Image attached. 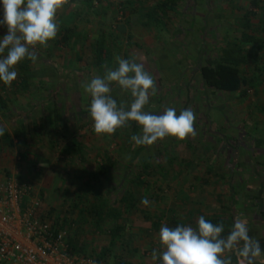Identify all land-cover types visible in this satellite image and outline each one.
Returning <instances> with one entry per match:
<instances>
[{
  "label": "rangeland",
  "instance_id": "374dc122",
  "mask_svg": "<svg viewBox=\"0 0 264 264\" xmlns=\"http://www.w3.org/2000/svg\"><path fill=\"white\" fill-rule=\"evenodd\" d=\"M125 1L102 0L95 7L88 8L85 0H68L58 10V26L76 24L78 30L75 36L79 34V40L68 46L54 44V39L48 42L46 48L37 45V60L30 63L32 69L40 70V77L52 74L56 69L58 76L50 75L43 80L33 77L29 92H19L18 88L14 94L11 86L8 88L7 95L13 94L10 96L13 116L6 118L0 112V125L12 132L19 122H25L28 117L34 125L44 117L48 127L38 146L31 150L37 156V166L29 168L27 163H23L18 154L20 147L17 146L0 161V185L8 178H15L30 186L32 200L38 203L37 216L67 226L74 241L73 254L77 257L94 258L110 242L109 231L123 224V243L119 242L113 248L108 262L114 264L115 258L125 261L133 256L137 262L140 260L137 264H142V253L151 256L154 249L162 250L158 239L162 224L174 228L180 225L177 223L185 221L187 225L196 227L201 215H195L189 201L193 198L192 193L196 194L205 185L196 177L205 169L217 167L220 161L226 164L237 157L244 137L239 130V117L244 111L256 109V103L264 94V73L259 86L249 88L246 96L240 92L223 93L207 88L200 76L201 66L218 59L229 42H237L241 38L242 17L246 10L251 9L250 0H174L176 8L168 11L167 17L157 11L156 17L164 20L156 24H147L155 14L143 16V10L131 13V7ZM147 1L143 4L145 8L154 7L158 2ZM154 10L152 8L150 12ZM77 11L80 14L75 16ZM261 16L262 12H259L254 19L257 26H261ZM2 17L0 3V19ZM121 27H125L124 33ZM6 31V27L0 26V38ZM102 36H107L111 52L107 68H117L115 57L120 56L142 62L153 77L157 93L150 95L144 110L162 114L166 108L172 107L179 114L191 107L196 115L195 137L185 140L165 137L150 146H138L131 137L141 135V126L137 124L138 129H134L133 121L110 136L94 132L88 111L91 96L84 91L83 85L90 82L93 76L105 74V68L102 71L94 65V45ZM19 65L15 66V81L18 84ZM242 72L250 83H254L252 79L258 74L252 60L242 67ZM111 88V95L114 92L112 97L130 105V92L122 91L115 83ZM50 105L53 113L57 110L64 116L57 131L49 126L47 109ZM211 110L214 120L217 116L216 124L223 113L227 121L224 119L223 123L212 127L207 118ZM49 115L51 118L54 114ZM51 136L55 145L51 143ZM73 139L83 146L82 160L62 153ZM108 158L115 168L107 177L100 179L106 196L111 199L110 203L121 208L120 198L130 191L137 199L138 209L118 221L111 220L101 231H96L90 214L92 197L82 200L78 194L84 189L91 172L106 163ZM236 179L237 176L231 179L232 186L237 185ZM218 185L214 183L210 191L216 195L220 190L223 196H227L229 189L226 185L224 188ZM144 197L150 202L147 206L141 204ZM215 214L214 209L209 211V216ZM156 263L161 264L159 259ZM0 264L5 263L0 261Z\"/></svg>",
  "mask_w": 264,
  "mask_h": 264
},
{
  "label": "clouds",
  "instance_id": "9594fccd",
  "mask_svg": "<svg viewBox=\"0 0 264 264\" xmlns=\"http://www.w3.org/2000/svg\"><path fill=\"white\" fill-rule=\"evenodd\" d=\"M68 0H0L3 17L0 26L6 27V34L0 38V81L11 86L17 78L15 66L27 58L37 60V45L47 47L58 32L56 15ZM6 52V55H4ZM118 67L105 66L103 76H93L83 85L91 96L89 114L93 130L98 135H112L117 129L135 121L141 126V135H133L136 145H152L165 137L185 140L195 137L196 115L191 107L177 114L175 108H166L162 114L144 110L150 95L155 96L157 88L153 77L145 70L142 62L115 57ZM115 83L122 91L130 92V105H119L111 95ZM5 132L0 125V136ZM144 197L141 204L147 206ZM224 225L213 224L200 216L196 227L180 224L170 228L162 224L158 239L162 250L154 249L153 261L161 264H232V255L239 264H257V258L264 253L259 240L249 235L247 221L236 218L227 236H222ZM94 264V262H92Z\"/></svg>",
  "mask_w": 264,
  "mask_h": 264
},
{
  "label": "trees",
  "instance_id": "16d2710c",
  "mask_svg": "<svg viewBox=\"0 0 264 264\" xmlns=\"http://www.w3.org/2000/svg\"><path fill=\"white\" fill-rule=\"evenodd\" d=\"M171 1H173L172 3L174 4L169 3ZM175 1L165 0L156 5L153 13H148L149 16H153L155 14V17L151 20L149 19L147 24H149V22H153L154 24L162 22L164 19L161 20L156 17L157 11L164 13L165 17H167L168 11L176 8ZM85 2L88 8L95 7L96 0H85ZM250 3L251 9L246 10L242 17L243 32L241 38L237 42H229V45L224 49L218 59L207 62L200 67V76L207 88L223 93L241 92L245 96L249 88H256L261 83L260 77L264 73V0H250ZM259 12H262V16L260 18L261 26H257L254 23V19L259 15ZM75 16H78V11ZM77 28L76 24L58 26V33L56 39H54L56 40L54 44L65 46L73 43L75 44L79 40L80 36L79 34L77 37L75 36L78 30ZM107 39V36H102L94 45V65L99 70L102 69V71H104V68L111 57V52L107 46ZM77 58L79 60L81 59L79 53ZM250 60L254 62L255 70L258 74L252 79V82L254 83H250L251 81L242 72V67L247 65ZM30 63L31 60H28L27 58L20 62V84L16 83L14 80L11 85V90L13 89L12 91L14 94L17 93L18 88L19 92H29L30 81L33 77H37L39 79L41 78L40 80H43L45 77H50V75L57 77L59 74L58 71L54 69V73H47V75H41L43 77H40V70L32 69ZM244 87L246 88L244 89ZM8 88L9 86L4 85V83L0 81V112L6 118L13 116V109L11 105V97L13 94L7 95ZM113 95L114 92L112 96ZM114 99L117 101L118 105L121 103L117 98ZM50 107L48 109L45 108L44 112L47 109L49 114H54L51 119L49 118L50 115L45 112V114L48 115L49 126L57 131L59 127L62 126L61 121L64 119V116L57 110H54L53 113V109ZM6 112H8V114H6ZM29 119L30 117H28L25 122L22 121L23 123L19 122V124L13 128L12 132L5 129L4 135L0 136V161H2L5 156L10 154L17 148V146H19L20 150L18 151V154L21 161L23 163H27L29 168H35L37 166V156L32 154L31 150L38 146L41 141V136L47 130L48 125L44 117H42L41 122H36V125H34L33 122L30 123ZM132 126L134 129H138V125L135 121H133ZM50 140L52 145H55L53 136L50 137ZM62 153L71 156L72 159L76 160H82L84 157L83 146L77 139H73V141L62 150ZM113 168H115V164L112 163L111 159H106V163L100 165L99 168L91 172V175H89L85 181L84 189H81L78 194L82 200H88V197H92L93 202H91L90 214L94 218L93 228L96 231H101L103 226L111 220L118 221L122 219L124 215H128L138 209L137 199L130 191H126V193L120 198L119 204L122 205L121 208L110 203L111 199L106 196V192L100 178L103 176L107 177L108 173L111 172ZM205 219L213 224L222 223L224 226L226 222L225 218L222 216L206 217ZM177 224L187 225V222ZM55 225H57L60 229H68L64 223L56 222ZM124 229L125 226L123 224H119L109 231V233H111L110 242L102 248L101 252L95 254L94 259L96 261L101 264H110L108 262V256L112 253L113 248L118 246L119 242H121V244L123 243ZM223 235L225 234L222 233V236ZM70 246L73 251L74 241L71 237ZM233 263L236 262L233 260ZM114 264L131 263L120 258H115Z\"/></svg>",
  "mask_w": 264,
  "mask_h": 264
},
{
  "label": "crops",
  "instance_id": "0c3cea01",
  "mask_svg": "<svg viewBox=\"0 0 264 264\" xmlns=\"http://www.w3.org/2000/svg\"><path fill=\"white\" fill-rule=\"evenodd\" d=\"M98 1L101 2L102 0H96V3ZM157 1L154 7L146 8L143 4H147V0H126L125 2L131 7V13L135 11L140 13L143 10L145 12L142 15L145 16L152 8H155L156 5L165 0ZM79 14L80 12H78ZM121 28L124 29V33L125 27ZM242 96L244 95L242 94ZM255 106V110L252 112L244 111L239 117V130L244 134V137L242 143H240L243 145L242 148L238 149L237 157L235 159L232 158L231 163L226 162L224 164L223 161H220V163L216 164L217 167L208 168L201 172L196 179L203 181V185H205L200 188L201 190L198 188L199 190L196 191V194L192 193L193 198L189 201V205L194 209L195 215H203L205 218L213 216L224 217L226 222L223 232L225 235L223 236L228 235L236 218L246 220L249 235L259 240L262 248H264V94L260 96L258 104L256 103ZM211 111V115L209 114L207 118H209L208 120L212 127H217L219 122L223 123L224 119L227 121V116L223 113L224 115L221 114L220 121L216 124L217 116L214 120L212 116L213 110ZM249 117H252V119H249ZM242 133H240V137ZM240 140L239 142H241ZM230 166L231 168L229 169ZM234 176H237L236 186L231 185V179ZM214 183L219 184L218 186L223 188L226 185V188L229 189L228 195L223 196V192L220 190L216 195L213 191H210ZM208 197L210 199L205 200ZM211 209H214L216 214L209 216ZM145 226L147 227V225ZM142 242L144 243V241ZM141 259L142 264H159L156 263L158 260L153 261L152 257L145 255V253L141 254ZM233 260L236 263H233ZM125 261L137 264L140 260L137 262L132 256V258L129 257ZM232 264H239V259L234 254L232 255ZM257 264H264V253L257 258Z\"/></svg>",
  "mask_w": 264,
  "mask_h": 264
},
{
  "label": "built area",
  "instance_id": "2783aa9c",
  "mask_svg": "<svg viewBox=\"0 0 264 264\" xmlns=\"http://www.w3.org/2000/svg\"><path fill=\"white\" fill-rule=\"evenodd\" d=\"M32 189L15 178L0 185V261L5 264H101L77 257L67 229L37 216Z\"/></svg>",
  "mask_w": 264,
  "mask_h": 264
}]
</instances>
